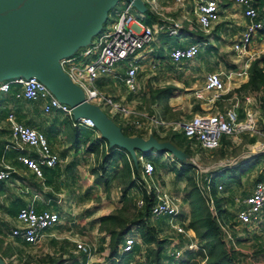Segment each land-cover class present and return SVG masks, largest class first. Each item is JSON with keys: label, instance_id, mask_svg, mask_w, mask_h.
Wrapping results in <instances>:
<instances>
[{"label": "built area", "instance_id": "1", "mask_svg": "<svg viewBox=\"0 0 264 264\" xmlns=\"http://www.w3.org/2000/svg\"><path fill=\"white\" fill-rule=\"evenodd\" d=\"M145 8H148L155 19L143 21V14L139 13L140 18L133 17L128 12L132 6L130 1L122 9H113L114 21L109 28L102 29L93 35L89 42L80 47L77 51L61 56L57 59L60 69L66 74L69 80L76 85L86 102L92 103L99 108L105 107L110 116H121L126 125L136 129L147 130L148 133L163 130H172L184 133L188 138L197 140L201 147L205 149H214L220 145L222 135L234 136L242 131H258L256 110L260 108V101L255 92L240 93L232 84L235 80L248 78L251 62L264 54V46L260 50L254 48V44L259 35L264 32V14L253 5L252 0H232L240 7L242 15L247 19L244 28L239 32L231 43V49L238 56L239 63L228 69L222 68L212 70L206 73L204 80V92H209L207 101H216L221 99L224 93L232 91V105L225 110L210 111L208 109L194 112L188 118H164L155 111L146 112L135 105L113 99L110 95L99 90L95 85V80L103 74H113L115 64L120 60H125V70L122 76V82L125 88L131 93L144 94V90L139 88L136 82V72L138 65L135 58L140 56V49L148 44L155 36L156 32L165 29L167 33L181 35L185 25H193L195 21L198 28L205 33H209L214 22L219 19L221 4L219 0H172L164 4L162 0H141ZM187 3L190 5L186 6ZM188 7V8H186ZM190 8V9H189ZM164 9L173 11L182 9L180 17L165 14ZM191 10V12H190ZM193 13L194 17L190 18ZM181 18H184L183 22ZM186 33V32H185ZM199 43H189L186 46H176L169 50V57L174 61L182 59H193L199 51ZM261 51V52H259ZM241 61V62H240ZM150 65L149 68H153ZM11 83L18 84L19 88L15 91V97L26 99L44 98L42 110L48 112L51 109H58L69 116L72 126L94 127L90 118L85 116L73 117L71 107L59 100L51 90L35 75L23 76L16 75L0 80V93L6 91ZM235 87V88H234ZM139 91V93H138ZM197 97H203L202 92H195ZM244 106L245 117L238 120L237 107L242 103ZM139 119H129L131 117ZM6 120L11 136L21 143L35 148V156L19 155L18 158L31 168L34 173L41 176V166H53L59 162L60 158L49 147L44 134L32 126L21 123L16 120L12 111L7 112ZM106 143L104 148L106 149ZM251 150L264 151V142H255ZM141 167V179L137 183L146 193H153L152 201L149 205V213L153 218L166 216L169 226L176 234L184 235L187 240L182 246H174L180 239L172 240L171 255L180 259L184 250H197L200 248L194 233L185 227L189 219L188 211L183 212L181 195L169 192L162 186L151 184L145 177H148L153 171L151 161L144 158L142 153L137 155ZM173 160V159H172ZM193 163L195 160L190 159ZM232 160L223 164H230ZM197 184L207 197V202L212 213L221 227L223 240L228 250H242L239 238H242L244 227L257 229L263 220L264 209V180H258L251 192L246 194L241 200L236 198L240 205L237 207L234 220L220 217L213 207L212 198L205 192L207 185L201 179L203 169L194 163ZM9 167L3 165L0 168V179L9 175ZM208 182L210 177L208 178ZM208 188V187H207ZM221 188V185H218ZM180 201V203H177ZM136 207L144 204L143 197L138 194L134 198ZM16 219L19 225L11 228L9 234L18 236L25 242L36 243L42 234V231L60 221L59 214L55 211L36 210L32 204H25L18 208ZM234 229L237 231L234 232ZM135 238L132 234L126 235L121 244V250L126 251L132 247ZM76 248H80L87 256L90 255L91 248L81 241L75 240ZM202 254L196 255L194 260L197 264H206L207 254L204 248ZM256 264L255 261H253Z\"/></svg>", "mask_w": 264, "mask_h": 264}, {"label": "crops", "instance_id": "2", "mask_svg": "<svg viewBox=\"0 0 264 264\" xmlns=\"http://www.w3.org/2000/svg\"><path fill=\"white\" fill-rule=\"evenodd\" d=\"M162 1L164 4L168 2L167 0ZM219 1L221 4L220 16L219 19L213 23L209 33H205L200 28L199 31L196 32L194 31L193 25L188 24L186 25V31L183 33L180 32L181 35L184 36V39H188V41L177 45L166 43L159 44L158 40L161 36L165 37L174 35L169 34L165 29H162L157 31L154 38L148 44L143 46L142 49H140L139 53L141 55L135 58V63L138 65V70L136 72V82L139 85V88L144 90L143 95L149 94L146 91L147 88L141 85L139 82L140 78L138 77V71L141 68L140 62H142V60H151L156 57L158 63L156 62V65L153 68H149L150 66L147 67L149 70H151V72H149L146 77L149 78L148 82L150 84L158 87V83L156 81L160 79V73H165L167 69H171L174 65L179 64L182 60H187L182 59L179 61H174L171 57H169V50L172 48L176 46L183 47L189 43H199V51L195 57L200 56L205 51L208 52V55H212V48H217L218 50V43L220 42L219 37L222 36L221 33L226 32L225 35H229L228 37H231L230 39L233 41L239 32H241L247 22V19L242 15L240 7L236 6L232 0L229 5H224L221 3V0ZM117 2L118 5H115V7L112 8V12L113 9L120 8L119 4H121V1ZM145 10L146 8L143 12L138 11L137 18H140L141 15L139 16V13L144 14ZM177 11L179 12L174 15L177 17H180L182 12H184L182 9ZM104 26H106V24H104ZM104 26L101 27L99 31L105 29ZM199 32L207 34V39L202 40L201 34ZM181 35L174 36L180 37ZM179 40L182 39L180 38ZM231 43L229 42L230 45L227 52L230 51L229 61H232L230 62L232 64L230 67H233L238 65L239 60L238 56L235 55L231 49ZM205 44L209 45L208 51L204 48ZM80 47H82V45L74 47L72 51L75 52ZM218 53L220 54V52H217V54ZM219 54L218 56H215V59L211 60L210 65H208L209 68L211 67L210 71L222 68H230L225 67V62L223 58H221L222 55L220 56ZM189 60L191 62L195 61L194 59ZM125 63V60L118 61L114 66L113 74H103L98 76L95 80V85L99 90L110 95L115 100H121L128 104L135 102L141 103L142 95L129 92L122 82ZM227 63L229 64V62ZM152 78H154V80ZM112 79H117L123 85L125 89L123 93L114 92L113 94H109L102 89L103 87H106L107 85L116 81H111ZM246 80L247 77L235 80L232 84H234L236 87L234 88L237 91L244 93L246 90L241 88V84ZM18 88V84L11 83L6 91L1 92L3 93L4 99L0 104V168H2L3 165H7L10 171L8 177L0 179V247L1 249H4L7 245L10 252L5 255L1 254L0 252V264H138V262L143 261L146 253V245L140 242L135 226H131L123 235V239L129 234L134 236V243L136 246H133L135 250L132 247L133 250L129 249L122 251L120 242L117 245V253L113 255H109V249L107 245L108 234L104 231L98 230L97 217L101 214L110 212L115 206H119L120 202L118 201V196H113L110 194L111 190L105 192L101 184L94 182L92 173L85 169V167L89 164V160L93 159V154L86 150V143H80L77 147H74L70 139V130L72 127H77L81 131H90L88 136L89 139L100 137V132L95 129H88L82 125L72 126L69 116L65 115L58 109H51L48 112H44L42 110V104L45 101L44 98L26 99L23 97H15L13 91ZM188 88L193 89V86ZM193 90L194 91H192V94L194 97V102L200 104V109L205 110L211 107L216 109L214 105L217 100L214 102L207 101V99L210 97L208 96L210 93L204 92V84L202 87L195 88ZM200 91L202 92V95H204L202 98H199L195 95V92ZM263 93L264 92H259L257 95H262ZM231 95L232 91H229L224 93L223 97H227L230 101H232ZM168 97L169 96L154 100L151 104L153 111L164 118L165 107L168 108V105H171V100H169ZM244 106H246V103L242 101L240 106L237 107V111L242 114V118L245 117ZM160 107L163 108L161 113L160 110H158ZM9 111L13 112L16 120L19 122L32 126L42 132L48 141L50 149L54 151L60 158L58 163L53 166H48L56 170V173L52 175V178L48 182L46 181V174L42 172L41 176L36 175L31 168H29L18 158L20 154L32 157L35 156L36 152L34 147L21 143L11 136L8 122L6 120V114ZM256 115L258 116V131H250L249 136L255 134L257 136L255 142H258L259 135H264V116L261 112V107L256 110ZM114 119L115 118H111V120ZM129 119H139V117L135 116ZM115 120V123H113L118 128L122 127L127 131H131L132 134H127L128 136H138L144 141L145 144V141L148 140L149 137H153L156 141L158 140L152 135V132L155 133V131L148 133L147 130L142 128L136 129L126 125V122L128 121H124L121 118H119V120ZM159 141L165 142L162 139ZM232 141L235 142L238 140L232 136ZM166 142L169 143L167 140ZM246 144H249L247 147V153H250L253 156L259 155L254 153H259L262 151H253L250 148V142L247 141ZM173 148H175V146H173ZM175 149L178 150L177 148ZM137 150L140 152L148 151L150 157H152V161L154 162V170L151 173L152 175L150 174L148 176L151 184L160 185L158 182L159 177H161V179L167 177L166 174L160 171L158 166L162 167L164 171L167 170V172L173 173V171L168 169L169 153L167 148H159V150L156 152L154 151L153 146L143 150ZM191 151L194 152V156H191L190 159L195 160V158L198 157L197 153L192 147ZM247 153H241L240 155L236 156L233 158L234 160L231 161V163L242 164L249 158H253V156H251L244 159L243 157H246L248 155ZM131 156L134 160H136L135 152ZM155 156H159L160 159H156ZM194 163H197V161ZM196 165L200 166L198 163ZM154 176L157 177V180H155ZM218 179L219 178L217 176H214V181L218 182ZM259 180H264V178ZM252 188L246 194L251 192ZM131 191L134 194V197L139 194L137 189H131ZM178 192L177 194L181 195V193ZM246 194L243 193L242 197H238V195L233 194L232 202L235 203L234 213L237 207L240 205L236 198L241 200ZM93 196H98L99 198L95 199ZM25 204H32L38 211H55L60 217V221L58 223H55L42 231V234L36 243H28L18 236H12L9 234V230L11 228L19 225L15 215L18 208L24 206ZM182 206L184 213L189 210L188 204L186 202L183 201ZM161 217L167 220L166 216ZM150 218L155 220L159 219L160 217L153 218L150 215ZM228 219L229 221H232L234 220V217ZM263 221L264 218L262 222ZM163 232L167 233L166 228H164L162 233ZM164 236L167 237V242L165 243V252L169 255H171V248L173 247L171 246L172 240L174 241L178 238H182V241L179 240L174 244L175 247L178 245L182 246L187 240L184 235L176 233L174 236L168 233L167 236ZM75 240L82 241L91 248L89 256H87L80 248H76ZM250 240L251 239L247 235H243L242 238H239L242 248V250L239 251L242 256V263L254 264L253 261H255L256 264H261L259 257L264 258V256H261V254H264V245L259 244L258 247L252 245L251 247V243H249ZM149 247H153V243H151ZM260 248H262V250L258 252ZM184 253H182V258H180V260L187 258V254L186 256H183ZM173 259L176 262H180L179 259L174 257Z\"/></svg>", "mask_w": 264, "mask_h": 264}, {"label": "trees", "instance_id": "3", "mask_svg": "<svg viewBox=\"0 0 264 264\" xmlns=\"http://www.w3.org/2000/svg\"><path fill=\"white\" fill-rule=\"evenodd\" d=\"M252 2L253 5L260 10L261 14H264V0H252ZM109 13L113 16L112 8L109 9ZM107 18L108 15L104 23L101 24V27L107 22ZM153 19H155V14L146 8L142 20L151 21ZM197 25L198 24L193 21V28L196 32L199 31ZM181 29L183 32L186 31V23ZM169 87L171 86L154 89L150 88L148 92L150 101L153 102L154 100L167 97V91L171 89ZM241 88L245 89L246 92H264V54H261L251 62L248 78L241 84ZM17 90L18 89H15L13 94ZM258 99L260 101L259 105L261 107V112L264 116V93L259 95ZM196 107H198L197 104L194 106V109H196ZM166 109L167 107H165V110ZM240 119H242V116L238 112V120ZM85 127L94 129V127ZM119 129L124 135L132 134L131 131H127L122 127H119ZM89 132L90 131H81L77 127H72L70 130L72 144L74 147H77L80 143H86V150L91 154L97 155V159L100 160L99 164L96 167H91L90 171L93 175L94 182L101 184L105 192H108L113 184L119 185L120 187L118 195L120 205L115 206L110 212L101 214L97 217L98 230L108 234L107 245L109 255L117 253V245L120 242L121 244L123 243V235L131 226H135L140 242L146 245L145 257L143 261L138 262V264H173V256L165 252L167 237L162 234V231H164V228L168 227L167 225H169V223L165 218H162L164 221L161 224L157 223L158 219L152 220L150 218L149 205L152 201L153 193H146L137 183V180L140 179V166L137 158L139 153H142L145 159L151 161L154 170V162L149 152H140L134 148L133 151L135 152L136 159L134 160L129 151L125 148L117 146L116 144L108 145L106 142L107 138L104 136L89 139ZM152 135L158 140H167L179 147L182 146L183 141H186V139L193 140V138H188L184 133L177 131H169L164 136H158L156 133L152 132ZM228 136L229 135H222L218 147L222 145L221 143L226 141ZM256 139L257 136L253 134L248 136L247 141L253 143ZM104 143L107 144L106 149L104 148ZM185 151H189L188 146H185ZM220 151L223 153L222 147H220ZM260 156L261 155H255L242 164L238 163L231 167H225L223 168L226 169L225 172H222L223 169L220 168L218 170L220 175V177H218L219 183L214 181V174L212 172L200 174L204 184L208 187H206L205 192L212 198L213 207L220 217L225 218L224 205L226 201L233 200V196L231 195L232 192H230L233 189L232 183L234 181L239 182L240 176L250 171L257 163ZM132 160L134 162H132ZM234 169H238V171L235 173ZM169 170L173 171L177 181H185V184L178 190L181 193L182 201L186 202L189 207V219L185 227L194 233L200 246L197 250H184L187 253V258L180 262L174 260L175 264H197L198 261L194 260V257L202 254L201 248L206 250V264H243L240 252L228 250L225 245L222 238V230L216 216L209 207L206 195L197 184V174L193 162L183 161L179 166L173 164ZM41 172L47 175L46 181L48 182L52 178V175L56 173V170L42 165ZM222 173H224V177H222ZM207 177H210L209 182ZM262 177V175L259 176V179ZM220 181L224 183V188ZM219 184L221 188H223L222 190L218 188ZM131 189H137L139 194L143 197L144 204L139 208L134 204L135 197ZM246 192H244V194H246ZM226 219H228V217H226ZM180 241H182V238H180ZM151 243H153V247H149ZM133 245L136 246V244H132L134 249ZM132 247L130 249H132ZM0 252L5 255L8 254L10 250L6 245L4 249L0 247Z\"/></svg>", "mask_w": 264, "mask_h": 264}, {"label": "water", "instance_id": "4", "mask_svg": "<svg viewBox=\"0 0 264 264\" xmlns=\"http://www.w3.org/2000/svg\"><path fill=\"white\" fill-rule=\"evenodd\" d=\"M118 0H0V80L16 75H35L72 109L73 117L92 120L107 144H116L133 155L134 148L156 146L173 149L153 137L144 141L128 136L98 106L86 102L80 89L60 69L57 59L86 45L101 28ZM143 12L141 0H127Z\"/></svg>", "mask_w": 264, "mask_h": 264}, {"label": "rangeland", "instance_id": "5", "mask_svg": "<svg viewBox=\"0 0 264 264\" xmlns=\"http://www.w3.org/2000/svg\"><path fill=\"white\" fill-rule=\"evenodd\" d=\"M121 1L120 8H118L119 10L124 8L127 0H118ZM165 1V0H164ZM168 2H171L172 0H167ZM229 1V2H227ZM231 2V0H221L222 4H226L229 5ZM115 5H118V2H114L112 7H115ZM190 5L189 3H187L186 6ZM188 8V7H186ZM179 10V9H178ZM108 11V18H107V23L106 26H104V28H109L111 23L114 21L113 16L109 13ZM139 11L138 6H131L128 9V12L131 14V16L133 17H137V13ZM165 14L167 15H171L174 16L177 12V10L173 11L171 9H164ZM190 14V12L187 14V16ZM194 17L193 13L190 14V18ZM182 21L184 22L185 19L181 18ZM200 33V32H199ZM226 32L221 33L222 36H220V42L218 43V50L217 48H212V55H208V52H204L202 53L200 56L194 57L193 59L195 60L194 62H191L190 60H182L179 64L174 65L171 69H167L165 73H160V79L157 80L156 82L158 83V87H155V85H152L148 82L149 78L146 77V75L151 72V70H149L147 67H149L150 65H156V62L158 63L156 57L153 59H149V60H142L141 63V68L138 71V77L140 78V84L143 85L144 87L147 88V92H149V89L151 88H163L165 86H171L167 91V95L169 96L168 99L171 100V105H168L169 107L165 110V118H172V119H178L180 117L182 118H188L189 116H191L194 111H200L202 109L200 104L194 102V97L192 94V91H194L193 89L195 88H200L203 86L204 84V76L205 74L210 71V68L208 65H210L211 60L215 59V56H218L217 52H220V56L222 55L221 58H223L224 62H225V67H230L232 64L229 61L230 60V51L227 52V50L229 49V42L231 43L232 40L230 39L231 37H228L229 35H225ZM201 34V39L205 40L207 39V34ZM182 40H179V39ZM186 41H188V39H184V36L181 35L179 36H161L160 39L158 40L159 44H183ZM158 44V45H159ZM262 46H264V32L259 35V38L256 39L255 44H254V48L260 50L262 48ZM212 47V46H211ZM204 48L208 51L209 49V45L205 44ZM261 52V51H259ZM215 62V61H214ZM229 62V64L227 63ZM234 62V61H233ZM154 80V78H152ZM116 80L114 83H111L109 85H107L106 87H103L102 89L104 91H106L109 94H113L114 92H121L123 93L125 91L123 85L117 80V79H112L111 81ZM146 81V82H145ZM155 82V83H156ZM193 86V89H189L188 87ZM191 91V92H190ZM149 94V93H148ZM141 96V95H140ZM4 97H3V93H0V104L3 101ZM131 104H135L138 108H142L144 109L146 112L148 113H152L153 108H152V102L149 99V95H142L141 96V103H131ZM143 104V106H142ZM196 104L198 105V107H196V109H194V106H196ZM232 104V101L229 100V98L227 97H221V99L217 100V102L215 103V107L216 109H213L212 107L209 108L208 110L210 111H215V110H225L226 108H229ZM163 108H158V110H161ZM101 110L105 113L106 116H108L110 119L111 118H115L118 119L121 118L123 119L121 116H117V115H112L110 117L109 113L107 112V109L105 107H102ZM242 116V114H241ZM114 119V120H115ZM114 120H112V122H114ZM124 120V119H123ZM117 121V120H115ZM115 123V122H114ZM258 125V124H257ZM95 130H98L97 128H94ZM173 132L172 130H163L162 128H158V131H155L156 135L158 136H164L167 132ZM249 131H245V132H241V133H237L234 134V138H236V140L238 141H232V136H228L226 138V141L221 143L222 145L220 147H222L223 149V153H221L220 151V147H216L215 149H204L201 148L199 146V143L195 140H191V139H186V141H183L182 146H177L172 142H169L172 144V146H175V148H177L180 152H176L173 149H167L169 155H168V160H169V166L168 169L171 168V166L173 164H177V166H179L181 164V162L183 161H191L190 157L194 156V152L191 151V147L195 149V152L197 153V156L195 158V161H197V163L200 165V167H202L203 169H207L206 171H203L202 174L208 173V172H212L214 174V176L220 177L218 170L221 168H225V167H231L234 166L235 163H230V164H223L224 162H228L230 159L235 158L236 156L240 155L241 153H247L248 151V145L247 143V138L249 136ZM138 132V131H136ZM256 133V132H255ZM238 137V138H237ZM241 138V140H240ZM258 140L260 142H264V135H259ZM158 142H162L157 140ZM166 141V140H164ZM254 143V142H253ZM185 146L189 147V151L186 152L185 151ZM191 146V147H190ZM253 145L250 143V148ZM154 151L156 152L157 150H159V147L153 146ZM248 155L245 157H243L244 159L253 156L250 153H247ZM254 154H259L261 155L259 160L257 161V163L251 168L250 171L242 174L240 176V181H234L232 183L233 189L230 191L232 192V196L233 194L238 195V197H242V194L244 192H248L252 186L254 185V183L259 180V176H263L262 178H264V151H260L259 153H254ZM156 159L159 158V156H155ZM173 158V160L171 159ZM160 159V158H159ZM99 161L97 159V155L93 154V159L89 160V164L85 167V169L88 172L90 171L91 167H96L99 164ZM243 161V160H242ZM132 162H134L132 160ZM242 163V162H241ZM161 172H163L164 174L167 175V177H164V179H161V177H159L158 182L159 184L166 189L169 192H175L181 189V187L185 184V181H177V179L175 178L174 174L172 172H167V170L164 171V169L162 167H159ZM226 169H223L222 172H225ZM235 173L238 171V169H234ZM234 174V173H233ZM152 175V174H151ZM226 176V173H225ZM155 177V180H157V177ZM222 177H224V173H222ZM147 181H150V179L148 177H145ZM141 179V176H140ZM219 181V180H218ZM222 183V181H220ZM219 183V182H218ZM223 184V188L224 183ZM221 188V190L223 189ZM110 194L113 196H118L119 195V191H120V187L119 185H115L113 184L112 187L110 188ZM246 192V193H247ZM99 196V195H98ZM93 196V198L98 199L99 197ZM117 199V197H116ZM177 203H180V201H177ZM225 210H224V217H228V218H232L234 217L233 215L234 210H235V203L232 202V200L226 201L225 205ZM157 221V220H156ZM164 220L162 219V217H160V219H158L157 223L161 224ZM168 226V227H167ZM166 230L168 234L171 235H175L174 230L172 229L171 226L167 225ZM244 231V234L247 235L251 240L249 243H251V247L253 246H257L259 244H263L264 245V221L261 223L260 227H258L257 229H249L247 230L245 227L242 229ZM237 231L236 229H234V232ZM166 232H163V235L167 236ZM82 242V241H81ZM264 249V248H263ZM262 249H259L258 252H260ZM184 253V252H183ZM186 252L184 253L183 256H186ZM261 256H264V254H261ZM182 258V257H181ZM261 264H264V258L263 257H259ZM180 260V259H179ZM184 260V259H183ZM182 261V260H180ZM172 263L175 264L174 260H172ZM171 264V263H168Z\"/></svg>", "mask_w": 264, "mask_h": 264}]
</instances>
